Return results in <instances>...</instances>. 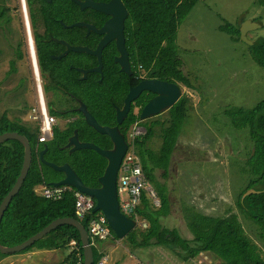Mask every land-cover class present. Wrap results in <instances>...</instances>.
Listing matches in <instances>:
<instances>
[{"label": "trees", "instance_id": "1", "mask_svg": "<svg viewBox=\"0 0 264 264\" xmlns=\"http://www.w3.org/2000/svg\"><path fill=\"white\" fill-rule=\"evenodd\" d=\"M55 1L52 0L54 4ZM100 2L102 0H95ZM130 11V21L126 26V47L133 55L136 69L146 79H158L183 85L193 89V84L185 74L184 62L178 56L177 34L183 21L190 14L199 0H121ZM264 5V0H261ZM61 19L64 24L72 23V14L78 8L73 0H61ZM97 15H102L96 12ZM74 32L80 30L74 29ZM220 31L234 42H241L240 30L225 25ZM64 33L70 31H64ZM97 40L99 39L96 36ZM251 59L264 68V36L248 47ZM75 57L81 54H73ZM41 66L46 70L48 64L41 58ZM105 79L100 82L96 75L94 94L91 98V82L78 80V74L67 70L57 78L49 80L46 91L56 89L68 91L83 101L102 127L115 128L116 108L120 107L128 90L127 84L120 79L118 67L105 49L103 54ZM141 81V80H140ZM144 92L130 109L127 119L119 126L120 133L127 136L136 124L144 127L146 135L135 142L137 153L142 159L145 174L161 199V207H153L144 196L138 215L147 222L148 229H135L123 241L126 247L122 261L127 264L129 254L139 250H158L167 252L172 258L188 264L200 254L211 256L218 264H264L261 250L252 242L245 232L238 216L230 213L224 218H212L198 214L196 208L186 207L187 228L191 239L181 236L178 230H170L161 225V220L170 216V201L165 186L156 178V171H163L166 179L172 155L177 147L179 136L191 108V98L185 93L166 113L164 121L154 118L141 122L140 113L154 94ZM30 108L21 111L25 116ZM24 112V113H23ZM55 119L77 121L68 124L63 130L53 129L51 141L38 145L40 128L38 124L24 122L23 116L11 120L7 113L0 116V136L16 133L28 139L32 148V164L21 190L13 198L6 210L0 226V244L14 248L33 238L58 219H76L74 215V198L72 187L60 200H48L37 192L41 186H52L62 179L61 173L41 163L40 153L47 147L45 159L56 165L67 163L85 186L100 187L99 178L104 174L108 161L95 151H76L71 154L63 150L74 131L81 143H90L101 150H111L113 145L106 136H101L85 124L82 115L67 111L63 114L49 109ZM164 114V113H163ZM231 126L236 131H248L253 145L251 156L243 169L250 177L245 189L240 193L236 205L240 214L258 229V239L264 242V100L252 109L234 107L226 111ZM159 138L161 148L151 149L152 140ZM24 147L15 141L0 146V205L12 190L20 176L24 163ZM95 216V215H94ZM81 225L88 230V222ZM114 240L120 241L113 233ZM74 243V246H71ZM68 252L58 264H83L82 248L79 233L71 227L57 228L44 240L25 252ZM94 264H98L105 255L96 247L93 248ZM9 254L0 252V260Z\"/></svg>", "mask_w": 264, "mask_h": 264}, {"label": "rangeland", "instance_id": "2", "mask_svg": "<svg viewBox=\"0 0 264 264\" xmlns=\"http://www.w3.org/2000/svg\"><path fill=\"white\" fill-rule=\"evenodd\" d=\"M257 4V0H199L181 23L177 34L178 56L194 87L187 89L181 85V89L191 98L192 106L172 155L168 177L165 179L164 172L157 170L156 178L168 190L170 201V216L161 220L163 227L178 230L181 236L191 239L186 207L196 208L198 214L212 218L236 214L264 258V242L258 239V229L240 214L236 205L250 179L243 168L252 144L248 132L236 131L226 116L231 108L252 109L264 100V68L251 59L247 45L234 42L220 31L225 25L240 30L245 17L257 13ZM259 13L264 15V9ZM263 36L261 28L249 33L248 40L255 42ZM25 79L26 85L18 95L14 94V88L4 89L0 94V116L7 113L11 120H18L23 116L20 109L35 104L23 116L24 122L30 123L29 114L37 106V88L34 79L29 76ZM156 118L164 121L167 116L164 113ZM56 126L64 127L63 123ZM161 145L158 137L150 143L154 150ZM121 244L112 253L116 256L112 263L127 252ZM62 254L20 252L9 254L0 264H58L64 258ZM133 256L142 264H184L160 249L139 250Z\"/></svg>", "mask_w": 264, "mask_h": 264}, {"label": "flooded vegetation", "instance_id": "3", "mask_svg": "<svg viewBox=\"0 0 264 264\" xmlns=\"http://www.w3.org/2000/svg\"><path fill=\"white\" fill-rule=\"evenodd\" d=\"M111 1L112 0H102L100 2L109 3ZM257 1V13L253 14L251 17H245L241 25H243L245 21L249 20L250 23L264 28V15L259 13L261 9H264V5L261 0ZM121 3L124 6L125 11H127V14L123 19L122 34L124 39V48L126 51V65L128 70H130V73L120 71V64L116 62V60L120 58V53L115 41L107 45L105 49L112 57L115 67H118L122 83L127 84L128 90L124 96L125 98L129 89L136 87L146 78L142 77L140 75V71L136 69L133 55L126 47V26H128L130 21V11L122 1ZM96 12L97 11L92 8L80 9L78 6L72 14V20L74 21L66 25L61 19V0L55 1L54 4L52 1L48 2L46 0H0V94H3L4 89L14 88V94L18 95L21 92L22 87L26 85V76H29L30 80H35V75L38 74L40 81L39 84L42 90V101L46 105L48 113L50 108L61 114L67 111L79 113L77 111L79 106L78 102L80 101L86 106L83 101L68 91L56 89L46 91V86H48L49 80L57 78L61 74H65L67 70H73L79 75L78 80L91 82L92 98L94 94V82L96 75H99L100 82L105 79L106 75L104 72V62L101 72L92 71V69L99 66L98 58L93 54L74 53L69 51L64 57L57 58L66 51V46L59 42H65L70 46L86 47L91 51L96 50L103 37L98 36L99 39L97 40V35L92 31L88 33V29L86 28L66 29L75 24H83L89 26L90 28L94 27L99 30L102 29L111 19V16L102 13V15H97ZM74 29H78L80 31L74 32ZM63 30L70 32L64 33ZM105 49L103 50V54ZM73 54H81V56L75 57ZM41 58H43L46 64H48L46 70H43L41 66ZM123 60L124 58H121V61ZM77 69L89 71L86 73L85 79L81 80L83 73L79 72ZM36 95L37 99L35 102H37L38 106L40 105V101L38 93ZM155 96L156 95L154 94V97L151 98V100L154 99ZM124 98L120 107L117 108H121L123 106ZM33 106H35V104ZM26 108H30V106L25 105L19 112L26 110ZM86 108H88V106H86ZM130 109H132V107H130ZM53 119L54 127L59 128L56 125L63 123L64 129L68 124L75 123L77 121V116L65 120ZM59 129L63 130L61 128Z\"/></svg>", "mask_w": 264, "mask_h": 264}, {"label": "water", "instance_id": "4", "mask_svg": "<svg viewBox=\"0 0 264 264\" xmlns=\"http://www.w3.org/2000/svg\"><path fill=\"white\" fill-rule=\"evenodd\" d=\"M46 1L51 2L52 0ZM73 1L79 6L80 9L92 8L99 13L110 15L111 19L100 30L94 27L90 28L89 26L83 24H75L66 28H86L88 29V33L92 31L97 36L103 37V39L94 51H91L89 48L86 47L70 46L65 42H59L66 46V51L63 52L61 56L57 58L64 57L69 51L74 53L93 54L98 58L99 66L95 69H92V71L101 72L103 66V50L107 47V45L115 41L117 43V48L120 53V58L116 60V62L120 64V71L130 73V70H128L126 65V51L124 48V39L122 34L123 19L127 14V11H125L121 1L112 0L109 3L96 2L95 0ZM260 29V26L250 23L249 20L245 21V23L241 26L240 29L241 42L247 45L248 47H252L254 42L248 40V34ZM121 58H124V60L121 61ZM77 70L83 73L81 80L85 79L86 73L89 72L83 71L81 69ZM144 92H150L155 94L156 96L141 110V122H146L148 120L154 119L156 118V116L167 112L184 96L183 89H181V86L176 83H170L158 79H144L139 83V85L129 89L126 97L124 98L123 106L121 108H117V127L115 128L102 127L101 125H99L94 116L89 112L88 108H86V106L82 102H78L79 106L77 108V111L82 114L85 124L88 125L99 135L108 137L113 145V148L111 150H101L94 144L81 143L78 140L77 132L74 131L73 136L68 139L67 144L64 146L63 150H67L69 154L76 151L84 150L95 151L104 158H106L108 161V165L104 174L99 178L100 187L93 188L85 186L80 180V178L77 176V174L67 163L63 165H56L54 163L48 162L45 159V154L48 151L47 147H45V150L40 153V160L42 164L52 168L55 172L61 173L63 175L62 179L52 183V186L59 187L66 185L73 187L74 189L80 192L93 196L96 200L94 214L98 213V211H101V213L107 219L108 224L112 229L113 233L120 241L124 240L130 232L137 229V224H135L134 221L125 218L120 213L117 181L120 163L122 157L124 156L127 150V144L125 142L124 136L119 131V126H121L123 121L127 118L132 104ZM10 141L19 142L24 147L25 155L20 176L17 179L12 190L9 192V194L5 197V199L0 205V226L2 224L6 210L10 206L13 198L21 190L32 164V148L28 139L16 133H7L0 136V146ZM64 226L74 228L79 233L83 255V264H94V253L93 247L91 246L89 234L88 232H86L84 227L75 219H58L52 224H50L42 232H40L39 234L29 239L20 246L14 248H6L0 244V252L3 254H15L25 252L28 249L32 248L38 242L44 240L57 228Z\"/></svg>", "mask_w": 264, "mask_h": 264}, {"label": "built area", "instance_id": "5", "mask_svg": "<svg viewBox=\"0 0 264 264\" xmlns=\"http://www.w3.org/2000/svg\"><path fill=\"white\" fill-rule=\"evenodd\" d=\"M35 80L40 105L31 110L29 114V122L38 124L40 128L38 145H41L52 140L54 119L49 115L46 105L42 101V90L40 88L38 74L35 75ZM145 135V128L136 124L125 137L127 150L120 163L117 181L120 213L125 218L134 221L135 224H137V229L143 231L148 229L147 222L141 219L138 215V209L142 205L143 197L146 196L152 203L153 207H161V199L149 182L143 168L142 159L137 153L135 147L136 140ZM71 188L72 187L66 185L59 187L44 185L39 187L37 192L48 200H60L63 194ZM73 198L75 220L80 224L82 221L88 222V230H86V232L89 234L91 246L93 248L96 247L100 252L103 251L105 253L98 264H109L111 256L106 254L107 251L105 250L104 245L111 243L115 248H118L121 245V241L114 240L113 231L101 211L94 214L96 200L93 196L74 189ZM74 245V243H71V246ZM128 258L132 260V264H142L133 255L129 254ZM188 264L217 263L210 261L209 255L202 253L195 259L189 260Z\"/></svg>", "mask_w": 264, "mask_h": 264}, {"label": "crops", "instance_id": "6", "mask_svg": "<svg viewBox=\"0 0 264 264\" xmlns=\"http://www.w3.org/2000/svg\"><path fill=\"white\" fill-rule=\"evenodd\" d=\"M121 247H122V244L120 245ZM104 247H108V252H106V254H109L110 256H111V261H110V263L109 264H111L112 262H113V259H114V257L116 258V256H114L115 254H112L113 253V251H115V250H118L119 248H115L114 247V245L113 244H105L104 245ZM120 247V248H121ZM110 249V250H109ZM161 250V249H160ZM36 253H39V252H36ZM40 253H44V252H40ZM48 253H50V252H48ZM122 259V258H121ZM121 259H119V260H117V261H115L114 263H112V264H120V260ZM128 262L129 261H131L129 258H127L126 259ZM121 264H123V262L121 261ZM125 264V263H124ZM127 264H132V261L130 262V263H127Z\"/></svg>", "mask_w": 264, "mask_h": 264}]
</instances>
